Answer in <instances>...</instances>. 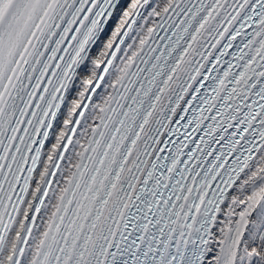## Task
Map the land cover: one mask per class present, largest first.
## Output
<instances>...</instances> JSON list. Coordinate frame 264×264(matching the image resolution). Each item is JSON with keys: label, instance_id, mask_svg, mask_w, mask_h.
I'll return each mask as SVG.
<instances>
[{"label": "snow or ice", "instance_id": "1", "mask_svg": "<svg viewBox=\"0 0 264 264\" xmlns=\"http://www.w3.org/2000/svg\"><path fill=\"white\" fill-rule=\"evenodd\" d=\"M0 264H264V0H0Z\"/></svg>", "mask_w": 264, "mask_h": 264}]
</instances>
